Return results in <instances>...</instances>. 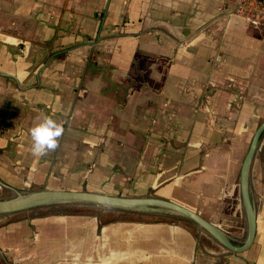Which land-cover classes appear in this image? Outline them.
Returning <instances> with one entry per match:
<instances>
[{
    "label": "crops",
    "instance_id": "0c3cea01",
    "mask_svg": "<svg viewBox=\"0 0 264 264\" xmlns=\"http://www.w3.org/2000/svg\"><path fill=\"white\" fill-rule=\"evenodd\" d=\"M64 126L31 153L30 129ZM264 120V14L233 0H0V196L153 197L241 245L238 172ZM240 253L177 222L0 215V264H264V132ZM205 233V232H204Z\"/></svg>",
    "mask_w": 264,
    "mask_h": 264
},
{
    "label": "water",
    "instance_id": "95a60500",
    "mask_svg": "<svg viewBox=\"0 0 264 264\" xmlns=\"http://www.w3.org/2000/svg\"><path fill=\"white\" fill-rule=\"evenodd\" d=\"M263 132L264 120L255 128L238 172V192L246 221V235L241 245H234L217 227L192 210L174 202L153 197L131 198L75 191H31L17 193L10 199L0 200V215L22 211L45 203H80L132 211L159 210L179 215L191 221L227 251L240 253L249 248L255 231V217L248 195V169Z\"/></svg>",
    "mask_w": 264,
    "mask_h": 264
},
{
    "label": "rangeland",
    "instance_id": "374dc122",
    "mask_svg": "<svg viewBox=\"0 0 264 264\" xmlns=\"http://www.w3.org/2000/svg\"><path fill=\"white\" fill-rule=\"evenodd\" d=\"M239 194V193H238ZM13 195L5 193L0 196V200H7L12 198ZM28 215H44L51 213H91L97 215L101 221H109L113 219H132V220H158V221H168L177 222L190 230L195 236L201 237L203 230L199 229L191 221L175 214L166 213L162 211H150V210H121L115 208H103L98 206H93L89 204L80 203H45L38 206H33L29 209L22 210ZM19 212V211H16ZM14 213V212H13ZM9 217L7 214H5ZM207 235V234H206Z\"/></svg>",
    "mask_w": 264,
    "mask_h": 264
},
{
    "label": "clouds",
    "instance_id": "9594fccd",
    "mask_svg": "<svg viewBox=\"0 0 264 264\" xmlns=\"http://www.w3.org/2000/svg\"><path fill=\"white\" fill-rule=\"evenodd\" d=\"M64 132V126L52 117H45L36 123L29 133L32 140V155L41 157L55 151L59 147Z\"/></svg>",
    "mask_w": 264,
    "mask_h": 264
},
{
    "label": "built area",
    "instance_id": "2783aa9c",
    "mask_svg": "<svg viewBox=\"0 0 264 264\" xmlns=\"http://www.w3.org/2000/svg\"><path fill=\"white\" fill-rule=\"evenodd\" d=\"M234 3L244 9H254L264 14V0H233Z\"/></svg>",
    "mask_w": 264,
    "mask_h": 264
}]
</instances>
